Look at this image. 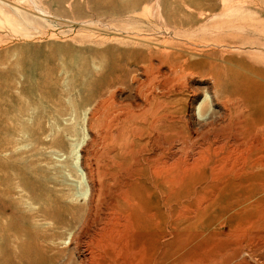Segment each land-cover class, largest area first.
I'll return each mask as SVG.
<instances>
[{"label":"rangeland","instance_id":"1","mask_svg":"<svg viewBox=\"0 0 264 264\" xmlns=\"http://www.w3.org/2000/svg\"><path fill=\"white\" fill-rule=\"evenodd\" d=\"M245 77L264 87V0H0V222L60 199L84 218L54 228L60 261L264 264Z\"/></svg>","mask_w":264,"mask_h":264},{"label":"bare ground","instance_id":"2","mask_svg":"<svg viewBox=\"0 0 264 264\" xmlns=\"http://www.w3.org/2000/svg\"><path fill=\"white\" fill-rule=\"evenodd\" d=\"M246 82H248V86L249 87H252V90L254 92H257L255 93V95L257 97H260L261 94L264 92V87L259 85V84H254L253 82L249 81L247 79V77H245L244 79ZM215 89V88H214ZM159 93V92H158ZM167 95V94H166ZM249 102H252V100H250ZM264 102V101H263ZM147 103V102H146ZM255 108H262L261 107V103H257V104H253ZM257 106V107H256ZM150 112V111H149ZM263 116H264V113H263ZM122 125V124H121ZM244 150V149H243ZM231 153V152H230ZM229 153V154H230ZM21 169V168H20ZM18 170V169H17ZM15 171V170H14ZM28 171V170H27ZM84 171V170H83ZM31 173V172H30ZM54 173V172H53ZM6 175V174H4ZM9 175V174H7ZM6 175V177H7ZM35 175V174H34ZM27 176L28 174H26L25 172H22V171H16L14 173H12V179L13 181L15 180H18L17 183L19 182V180H23V178H26L27 179ZM84 176V175H83ZM3 177V176H2ZM1 176H0V181L1 179H3ZM11 177V176H10ZM39 177V176H38ZM137 177V176H136ZM9 178V176L7 177ZM6 178V179H7ZM85 180L87 179V177H84ZM90 178V177H89ZM6 179H3L4 181ZM32 179V178H31ZM30 179V180H31ZM41 179V178H40ZM8 180V179H7ZM10 180V178H9ZM38 180V179H37ZM43 180V179H42ZM12 181V182H13ZM91 181V180H90ZM38 183V186L40 185V182L36 181ZM87 182V180H86ZM29 183V182H28ZM36 183V185H37ZM12 184V183H11ZM23 183L21 182V185H18L16 188H19V190H21V194L22 195V191L24 190L25 191V188H21L20 189V186L23 187L22 185ZM35 184V183H34ZM16 185V184H14ZM14 185L11 189V192L10 193V196L11 194L13 193V196H15L14 194ZM46 185V184H45ZM8 186V185H7ZM27 186V185H26ZM25 186V187H26ZM37 186V187H38ZM34 187V186H33ZM46 187V186H45ZM1 188H2V183H1ZM5 188V187H3ZM9 188V187H7ZM27 190H30L28 189V187H26ZM52 189V188H51ZM50 189V193H51V190ZM9 190V189H7ZM17 189H15L16 191ZM36 190V189H35ZM34 190V191H35ZM23 191V192H24ZM38 191V190H37ZM44 191V190H42ZM55 191V189L53 188V192ZM8 192V194H9ZM32 192V191H31ZM56 193L55 194H58L57 191H55ZM17 195L19 194L18 192H15ZM26 192H24L25 194ZM35 193V192H34ZM45 193V191H44ZM48 193V192H47ZM62 193V192H61ZM90 193V192H89ZM4 193H1V195L3 196ZM46 194V193H45ZM43 194V195H45ZM54 194V193H53ZM6 195H7V192H6ZM16 195V196H17ZM32 195V194H31ZM39 195V194H38ZM49 195V193H48ZM88 195V194H87ZM12 196V197H13ZM15 196V198H16ZM30 196V195H29ZM34 196V194L32 195ZM47 195L43 196V197H46ZM51 196V194H50ZM58 196L59 194L57 195V199H58ZM9 197V196H8ZM19 197V196H18ZM25 197V196H24ZM36 197V195H35ZM34 197V198H35ZM51 198V197H50ZM54 198V197H53ZM41 199V198H40ZM38 199V200H40ZM56 199V200H57ZM20 200V199H19ZM47 200H50V199H47ZM55 200V201H56ZM23 201V200H22ZM34 201H36L34 199ZM44 201V200H43ZM60 199L58 200V205H54V204H47L49 207H46L48 208L46 210V213H44L43 211H39L37 210V213H35V215H30L32 217H28L26 218L24 224L22 225H18V224H10V225H4L6 222L4 221L2 224L0 222V240H2V242H0V249L3 248L2 250L5 251V253H0V264H73V258H70V255H68V260H65L64 261H60L61 259L63 260V257L59 260L58 256L56 253H53L51 254V252H56L57 250L52 247V243H54V238H55V232H54V228H56L57 226L59 225H62V224H67V225H71V224H77V223H81L82 220L84 218H82V216H76V214L73 216H65V217H62L61 219L60 218H56L57 215L55 214L56 210H53V209H58V211L61 213V215H63V213H66L68 208L67 206H65L63 204V202H59ZM11 202L13 204L17 203L14 199L11 200ZM29 204L31 203L30 201H27ZM38 202V201H37ZM46 202V201H45ZM49 202V201H48ZM53 202V201H52ZM23 202L20 203V201H18L17 205H20L22 204ZM25 203V202H24ZM28 203H25L26 205ZM47 203V202H46ZM51 203V201L49 202ZM56 203V202H55ZM239 203V202H238ZM24 204V205H25ZM21 206V205H20ZM42 206V205H41ZM22 207V206H21ZM25 207V206H24ZM22 207V208H24ZM31 207V206H30ZM26 208V207H25ZM35 208H38V207H35ZM71 208V207H70ZM72 209V208H71ZM24 210V209H23ZM36 210V209H35ZM20 211V210H19ZM45 211V210H44ZM66 211V212H65ZM27 212V211H26ZM31 214L32 211L30 210ZM29 212V213H30ZM40 212V213H39ZM28 213V212H27ZM39 213V214H38ZM4 214V213H3ZM29 216V215H28ZM3 218L0 216V219ZM6 218V217H5ZM4 218V219H5ZM7 218L8 221L10 222V220L12 219V215L8 216ZM24 218V219H25ZM2 219V220H4ZM7 221V222H8ZM12 221V220H11ZM22 222V220H20ZM13 222H14V219H13ZM33 225L35 228L33 229H30L29 228V225ZM72 226V225H71ZM32 228V227H31ZM5 231V233H3ZM9 237H12L13 239V246L11 247L10 246V242H9ZM58 237V235L56 236ZM71 237H72V241L75 240L74 238V235L71 234ZM78 240V239H77ZM83 241V240H82ZM85 242V241H84ZM78 246V245H77ZM83 246V245H82ZM76 249V248H75ZM66 258V257H65ZM83 263H85L87 261V257L86 258H83ZM73 262V263H72ZM87 264V263H86Z\"/></svg>","mask_w":264,"mask_h":264}]
</instances>
